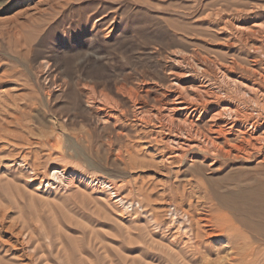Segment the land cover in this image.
I'll return each mask as SVG.
<instances>
[{
    "label": "rangeland",
    "instance_id": "374dc122",
    "mask_svg": "<svg viewBox=\"0 0 264 264\" xmlns=\"http://www.w3.org/2000/svg\"><path fill=\"white\" fill-rule=\"evenodd\" d=\"M224 20L264 25V0H0V264H237L192 221L235 169L195 133L258 113L262 35Z\"/></svg>",
    "mask_w": 264,
    "mask_h": 264
},
{
    "label": "bare ground",
    "instance_id": "6f19581e",
    "mask_svg": "<svg viewBox=\"0 0 264 264\" xmlns=\"http://www.w3.org/2000/svg\"><path fill=\"white\" fill-rule=\"evenodd\" d=\"M232 21L233 20H227L226 23L229 22L233 23L231 30L235 32L237 35H239L241 39H245L247 44L251 43L252 46H254L255 45L253 42L254 35L255 34L262 35L261 39L259 38L260 40L258 41L260 42L259 46H254L253 49L255 52H258V54L261 53V56L264 57V25L254 24L253 26L246 28V26L244 27L243 23H241L240 21L238 20L234 21L235 24ZM225 28H227V26ZM228 28H230V26ZM225 70L230 72V70L228 69ZM259 75L260 74L258 73V76ZM260 79L261 80L258 82L256 81L253 82L252 86L249 87L245 86L246 88L245 91L247 90L248 94L250 95V98L248 100L254 102L258 108V111L256 110V112H258L256 116H254L253 113L251 114V116H247V117L245 116V119L242 120L244 116L242 117L241 114L243 113L241 112V110L238 107H235L234 105H230V104H229L230 106L227 105L226 107L220 109L221 110L220 114L222 116L227 115L229 116L228 118H230L229 120L223 121V123L231 131H234V138L231 139L225 135L227 132L225 131L226 129H220L216 132L223 137L221 143L220 142L217 143V141L209 135V132L212 131V128L210 129V131L195 133V127L197 128V130L199 129L197 127L198 122L197 123H195L194 121L190 122L189 118L192 117L194 113L199 110V108L192 109L191 113L187 111V113L183 116L184 118L182 123V125L184 124L183 127L189 123L191 129L188 128V132H190V134L195 133V136L200 139L199 144L203 145L207 149L206 153L209 156H211L212 159L210 160L212 162L208 161L209 159L208 157H203L201 160L202 163H208L207 166L212 167L216 163V162L214 163L213 160H215L216 157L217 158L221 157L222 159H224V161H226V163L230 162L229 164H231L230 165L231 169L233 167L235 168L234 170H231L230 173L229 171H227L228 172L227 175L228 177H226L227 182L221 184L219 181L221 185L209 191L210 195L208 201L205 202V205L208 206H204L206 210L197 209L196 213L192 214V221L195 220L196 223V233L194 235L197 238L198 248L199 247L203 248L204 245L208 244L211 238L226 236L229 242L231 241L232 243H234L233 245L236 246V248L234 247L235 257L233 258V261H235L237 264H264V74L263 73L260 75ZM207 105L208 104L205 103L201 110L208 112L209 109ZM172 117L171 119L174 120V117L173 118ZM176 124L177 123H174L173 125ZM19 139H25V137ZM30 139L28 138L29 140L27 141L28 144H31L29 143L30 141H32ZM7 140L11 142L9 138L6 139L5 141ZM16 140H18L17 137ZM26 140L27 139H25V142ZM21 144L17 143V145H20L23 148V143ZM28 144L26 143V145ZM38 144H42V143L40 142ZM36 146H38L37 143ZM16 147L19 148V146ZM252 158H254V163H253L254 165L249 166L247 162H250ZM240 161H244L243 165L238 164V162ZM234 162H237L236 165L234 164ZM82 178L84 179L86 177L83 175ZM202 211H206L207 214L206 215L202 214L203 213ZM202 215L204 217H202ZM200 248L198 249V253H200L201 250Z\"/></svg>",
    "mask_w": 264,
    "mask_h": 264
}]
</instances>
